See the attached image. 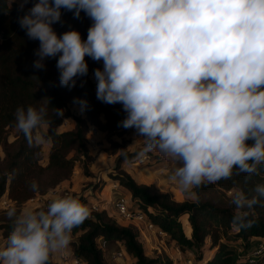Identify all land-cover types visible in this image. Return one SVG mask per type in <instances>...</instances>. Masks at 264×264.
<instances>
[{"label":"clouds","instance_id":"obj_1","mask_svg":"<svg viewBox=\"0 0 264 264\" xmlns=\"http://www.w3.org/2000/svg\"><path fill=\"white\" fill-rule=\"evenodd\" d=\"M19 0V27L38 40L33 67L58 57L61 87L86 76L85 57L101 62L93 70L96 98L121 104L118 127L144 138L141 157L159 151L177 166L169 180L191 192L233 175H261L264 166V0ZM63 11L91 21L86 39L77 30L60 35ZM82 86V84H81ZM39 107L18 106L15 127L29 146L53 143L39 129L50 98ZM74 102L75 98H74ZM82 109L87 102L78 101ZM61 118L64 109L55 108ZM251 141V143H249ZM33 191L38 184L33 181ZM249 195L231 194L237 230L251 228L264 183ZM264 206V205H262ZM13 221L0 264H48L71 243L73 228L91 216L72 195L57 196L47 208L8 211Z\"/></svg>","mask_w":264,"mask_h":264},{"label":"trees","instance_id":"obj_2","mask_svg":"<svg viewBox=\"0 0 264 264\" xmlns=\"http://www.w3.org/2000/svg\"><path fill=\"white\" fill-rule=\"evenodd\" d=\"M34 2L29 0L25 11ZM17 6L18 3L0 0V197L4 195L12 207L69 181L77 161L81 162V170L86 175L91 159L86 140L88 127L91 125L103 132L107 142L112 144L109 136L121 128L118 122L126 116L121 104L109 105L96 98L93 70L102 69V61L96 62L86 56L88 73L76 78V86L71 89L60 86L58 57L45 59V69L33 67L34 60L38 59L34 50L38 49L39 41L28 39L19 27L17 17L24 13H18ZM62 12L63 24L53 25L57 35L74 29L86 39L92 21L83 12L79 19H74L71 12ZM46 97L50 98L47 119L51 125H43L44 134L51 135L53 143L49 144L46 163L42 165L41 145L29 146L23 133L15 127L14 113L18 106L46 104ZM80 100L87 102L83 109ZM68 101L78 107L77 113L69 110ZM55 108L64 109L63 117L54 115ZM65 118L73 121V127L58 132L56 128ZM125 155H118L113 169L97 179L91 186L92 191L104 190L109 186L108 181L120 185L128 192L132 205L165 234L167 241L181 251L194 249L196 262H201V249L206 244L212 252L202 264H264L261 254L251 258L257 249L252 247L253 242L264 241V199L254 206L252 218L256 223L247 230H237L231 223L236 209L228 194L243 190L252 195L254 186L264 183V166L261 175H233L231 179L194 189L190 192L192 199L174 200L154 184L136 182L119 169L118 163ZM33 181L39 186L37 191L30 187ZM75 198L85 205L88 202L83 195ZM12 226L13 221L5 212L0 218V250L7 246ZM98 239L122 247L132 257L130 264H172L160 254L147 255L137 228L116 223L104 209L91 212L88 219L73 228L67 249L72 258L83 264H106L103 249L97 246ZM251 247L252 251H248ZM52 257L53 253L48 264H55Z\"/></svg>","mask_w":264,"mask_h":264},{"label":"rangeland","instance_id":"obj_3","mask_svg":"<svg viewBox=\"0 0 264 264\" xmlns=\"http://www.w3.org/2000/svg\"><path fill=\"white\" fill-rule=\"evenodd\" d=\"M92 82L96 88V81L92 79ZM66 105L71 112H78V107L70 101H68ZM72 127L73 121L69 118H65L57 126L56 130L60 132L71 129ZM109 137L111 141H113L112 144L107 142V137L103 132H99L95 129V132L90 133L88 127L86 140L91 159L87 164V174L85 175L82 172L81 162L77 161L73 166L72 176L69 181L64 183V186L60 185L57 188L48 190L42 195L33 197L32 200L29 199L25 201L20 206L16 207L17 211L19 212L24 208L46 209L52 199L57 196L72 195L75 197L77 195H83L87 198L88 202L86 206L91 212L104 208L109 215H112L110 201L115 198L119 192L125 197H128L129 194L118 184L116 189L111 188V184L115 183L111 181H108L109 189L105 188L103 190L101 188L100 191H92L91 186L97 181V179L105 176V173L110 172L115 165L118 155L124 153H126V155L132 154L133 156L125 155V157L119 161L118 168L126 171V173H128L136 182L150 183L154 179L156 184L164 186V190L161 192H168L174 200L193 198L192 193L181 190L176 183L169 180L171 171L177 166L172 159L167 158L164 154L156 150L147 153L146 155L148 158L139 155L144 148V138L137 136L135 129H124L121 127ZM48 149L49 143L41 144L40 163L42 165H45L46 163ZM228 194H232V192H228ZM11 207V203L7 201L4 195H2L0 197V218L5 212H8ZM114 221L116 223L118 222L116 219H114ZM120 223L121 222H119V224ZM139 239L142 241L145 253L149 256L160 254L167 259H177V256H179L181 259H189L196 262L194 260V249H185L183 251L178 249L180 251L178 254L177 251H175L176 246L172 242L167 241L166 236L147 234L146 238H143L139 234ZM263 242L264 241H255L253 242L252 247L255 246V248H258ZM252 247L249 248L248 251H252ZM68 250L69 249L67 248L64 249V253L62 254L61 250L53 253L54 256L60 255V257H56L52 259V261H59V264H71L72 256ZM117 250H120L124 254V263L130 264L129 260L132 259L131 255L127 254L124 249L117 244L110 243H106L103 248L102 254L104 262L106 264H124L120 261L115 262L110 258V252ZM211 252L212 250L208 249L205 244L201 249L202 260L201 262L196 263L202 264L203 259L210 255Z\"/></svg>","mask_w":264,"mask_h":264},{"label":"built area","instance_id":"obj_4","mask_svg":"<svg viewBox=\"0 0 264 264\" xmlns=\"http://www.w3.org/2000/svg\"><path fill=\"white\" fill-rule=\"evenodd\" d=\"M9 3H18L19 0H7ZM89 132L93 133L95 132V128L93 126H89ZM146 156H144L145 158ZM147 158V157H146ZM117 183L111 184V188L116 189ZM39 196V195H36ZM35 197V196H34ZM33 198V197H32ZM32 198L30 200H32ZM8 201V200H7ZM9 202V201H8ZM104 209V208H102ZM110 209L112 210V215H110L112 218L116 219L118 221L117 223L121 222V225L125 224H131L134 225L140 236L143 238H146L147 234H155L159 236H165V234L160 231L159 229L155 228L152 223H150L144 216V214L138 209L135 208L131 203V198L128 195V197H125L120 192L110 201ZM106 210V209H104ZM106 245V242L104 240H97V246H99L101 249H103ZM175 251L179 254L180 251L177 247H175ZM261 254L264 257V248L262 245L253 252L251 255L252 257H256L257 255ZM110 258L117 262L120 261L121 263H124V254L120 251H112L110 252ZM172 261V264H198L196 262H193L189 259H181L179 256H177V259H170ZM130 263L132 261L129 260ZM71 264H83L79 259L71 258ZM126 264V263H124Z\"/></svg>","mask_w":264,"mask_h":264},{"label":"crops","instance_id":"obj_5","mask_svg":"<svg viewBox=\"0 0 264 264\" xmlns=\"http://www.w3.org/2000/svg\"><path fill=\"white\" fill-rule=\"evenodd\" d=\"M39 131L41 132V133H44V126H42L40 129H39ZM147 158H148V156L147 155H145ZM168 158V157H167ZM64 183L65 182H63V183H61V185H63L64 186ZM139 183H143V182H139ZM145 184H154L157 188H159L160 189V191H163L164 190V186L162 185H159V184H156L155 183V181H154V179L152 180V182H150V183H145ZM125 190V189H124ZM126 191V190H125ZM127 192V191H126ZM128 193V192H127ZM60 253V252H59ZM62 253H64V251L63 250H61V254ZM65 254H67V253H65ZM56 257H60V255H56V256H54L53 255V257H52V259H54V258H56ZM58 259V258H57ZM55 262V264H59V261H54Z\"/></svg>","mask_w":264,"mask_h":264},{"label":"bare ground","instance_id":"obj_6","mask_svg":"<svg viewBox=\"0 0 264 264\" xmlns=\"http://www.w3.org/2000/svg\"><path fill=\"white\" fill-rule=\"evenodd\" d=\"M107 188L109 189V186Z\"/></svg>","mask_w":264,"mask_h":264}]
</instances>
